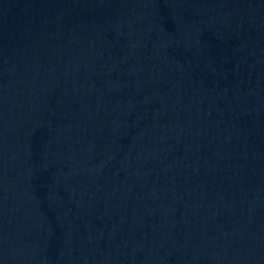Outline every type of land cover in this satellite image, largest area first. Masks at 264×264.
<instances>
[{
  "label": "water",
  "instance_id": "95a60500",
  "mask_svg": "<svg viewBox=\"0 0 264 264\" xmlns=\"http://www.w3.org/2000/svg\"><path fill=\"white\" fill-rule=\"evenodd\" d=\"M0 264H221L137 0H0Z\"/></svg>",
  "mask_w": 264,
  "mask_h": 264
}]
</instances>
